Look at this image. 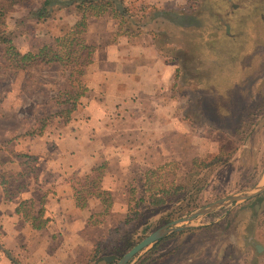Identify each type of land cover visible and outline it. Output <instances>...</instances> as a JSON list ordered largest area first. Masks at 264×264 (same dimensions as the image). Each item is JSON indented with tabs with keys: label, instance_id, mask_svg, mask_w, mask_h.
Instances as JSON below:
<instances>
[{
	"label": "rangeland",
	"instance_id": "obj_1",
	"mask_svg": "<svg viewBox=\"0 0 264 264\" xmlns=\"http://www.w3.org/2000/svg\"><path fill=\"white\" fill-rule=\"evenodd\" d=\"M39 1L32 0L31 5ZM125 1L134 10L138 7L137 2ZM212 6L210 1H186L184 10L170 16L176 25L166 18L172 12L152 17L151 22L145 19L160 55L177 64L172 86L163 90L167 97L160 99L167 113L149 112L152 120L160 117L167 127L156 130L151 124L145 130L109 131L127 165L123 173L119 160L111 165L104 161L100 172L109 169L113 175H122L117 181L123 185V204L88 219L82 241L69 249L67 264H115L162 225L264 184V0L240 20L224 21L230 24L233 37ZM28 8L16 7L6 18L21 52L71 33L74 13L58 11L37 21L27 16ZM104 24L111 28L109 22ZM124 30L131 35L137 27L125 24ZM67 78L68 70L58 64L39 63L26 69L9 66L0 43V140L5 134L9 138L0 144L2 150L10 149L7 144L14 140L38 138L50 124L72 118L74 111L69 117L62 112L69 108L67 95L74 90ZM86 95L90 93L77 101L75 111L84 107ZM114 113L118 112L108 115V122L129 124L127 113ZM14 154L28 156L14 161ZM3 160H10L2 172L9 193L24 184L28 171H38L34 155L11 153ZM43 191L34 192L36 208L43 205L39 202ZM156 199L163 204H153ZM126 203L131 206L129 212ZM187 225L150 244L128 264H264V192L218 207ZM95 251L98 256L93 259ZM108 256H112L109 261Z\"/></svg>",
	"mask_w": 264,
	"mask_h": 264
},
{
	"label": "crops",
	"instance_id": "obj_2",
	"mask_svg": "<svg viewBox=\"0 0 264 264\" xmlns=\"http://www.w3.org/2000/svg\"><path fill=\"white\" fill-rule=\"evenodd\" d=\"M131 1L137 2L138 6H148V9L154 7L163 13L172 12L166 15L171 19L170 16L176 17L178 12L185 9L186 1L190 0ZM76 18L70 22L71 26ZM107 22L111 24L110 31L104 24ZM225 29L230 37L231 34L233 36L230 26L228 30L225 26ZM118 31V23L107 14L89 17L85 37L95 50L84 74L87 92L90 93V96L86 95L88 101L84 107L74 110L69 121L47 126L38 138H19L7 144L10 149L0 148V264H14L12 258L20 264H67L71 253L69 249L72 244L75 246L82 241L81 232L90 221L88 219L104 210L102 198L93 194L96 187L86 195V205L77 206L72 188L74 180L92 176V170L104 161L111 165L114 160H119L122 171L127 165L119 157L117 142H114V136L110 137L109 131L122 127L139 131L151 124V129H166L167 123H163L160 117L152 120L150 114L167 113L165 101L160 99L167 97L163 90L168 91L172 86L177 64L160 55L152 30L144 29L133 35ZM105 34L107 36L100 39ZM151 104V111L146 110ZM113 112L127 113L129 124L108 122V115ZM83 114L86 117L83 118ZM4 138L0 144L9 140L7 134ZM11 153L36 156L34 165L38 171H28L23 176L24 184L6 199L2 172L10 160H3V156ZM14 156L16 158L11 160L18 161L20 154ZM105 170L98 187L109 193L111 205L108 209L113 211L123 204L120 197L123 185L117 181H121L122 175H113L109 169ZM39 188L44 190L42 218L45 222L40 228H33V218L26 220L15 209L21 201L28 200L31 205L29 213L33 217L41 207L36 208L34 198V192Z\"/></svg>",
	"mask_w": 264,
	"mask_h": 264
},
{
	"label": "trees",
	"instance_id": "obj_3",
	"mask_svg": "<svg viewBox=\"0 0 264 264\" xmlns=\"http://www.w3.org/2000/svg\"><path fill=\"white\" fill-rule=\"evenodd\" d=\"M31 1L32 0H0V43L4 44V60L9 66L19 69L30 68L39 63L46 65L58 64L62 68L67 69L68 85L74 89L71 94L67 95L66 102L70 104L69 108L62 111L67 117L75 110L77 101L87 92L84 74L87 66L92 62L95 50L93 45L86 42L85 33L88 18L107 14L117 21L120 31L124 29L125 24L135 25L137 31H130L129 33L133 35L142 32L144 29H148L145 19L148 18V22H151L150 19H152V17L157 19L163 17V14L166 15V13L154 7H151V9L149 8L150 11L146 13V8H148V6L143 4H140L134 10L125 0H40L38 5L35 6L31 5ZM22 5H29L26 14L37 21L45 20L58 11L74 13L77 18L70 27V34L66 36H57L49 44H44L33 50L21 52L13 42L12 32L6 25V18L8 12L14 10L16 7H22ZM135 17L142 19V23L140 20L136 21ZM171 20L173 21L172 18ZM125 28L128 27L126 26ZM126 30L122 31V33L128 34ZM48 119L49 116H47L45 120L43 119L44 122L40 125L39 129L45 125ZM20 156L27 157L28 155ZM102 167L103 166L100 165L94 168L92 170L93 176L86 175L74 180L72 188L74 190V198L77 206L84 207L86 205V195L92 193L93 188L96 187V191H94L93 194L102 198L104 210L106 211L110 207L111 198L109 193L100 190L98 187ZM10 194L11 193L5 189L6 199ZM40 202L43 203V197L40 199ZM153 204H163V200L156 199ZM30 207V201H21L15 210L28 220L31 219L29 213ZM130 207L128 204V212ZM42 213L43 209L40 207L35 214L36 216L33 215V221L31 223L33 228H40L44 224L45 221L42 218ZM162 239L163 238L159 239L154 244ZM3 251L6 255L10 256L9 252L4 249ZM93 256V259L98 256L96 251ZM12 260L14 264H20L13 258Z\"/></svg>",
	"mask_w": 264,
	"mask_h": 264
},
{
	"label": "water",
	"instance_id": "obj_4",
	"mask_svg": "<svg viewBox=\"0 0 264 264\" xmlns=\"http://www.w3.org/2000/svg\"><path fill=\"white\" fill-rule=\"evenodd\" d=\"M227 30L229 29V26L226 25ZM264 192V184L261 186H258L254 190H251L249 192H243L239 194H232L228 195L226 197L220 198L214 202L209 203L207 206L201 207L186 217H181L179 219L173 220L171 222H168L161 227L155 229L151 233L144 236L141 240H139L137 243H135L130 249H128L117 261L115 264H128L130 260L138 254L140 251H142L144 248L149 246L150 244L156 242L157 240L165 237L166 235L177 232L180 230H183L187 228L189 225L187 223L191 222L195 218L199 216H203L205 214H208L212 210L225 206L231 203H236L238 201H244L248 200L252 197L258 196L259 194ZM179 223H186L184 225H177ZM107 261L112 259V256L105 257Z\"/></svg>",
	"mask_w": 264,
	"mask_h": 264
},
{
	"label": "flooded vegetation",
	"instance_id": "obj_5",
	"mask_svg": "<svg viewBox=\"0 0 264 264\" xmlns=\"http://www.w3.org/2000/svg\"><path fill=\"white\" fill-rule=\"evenodd\" d=\"M258 1L261 0H214L211 2L213 4L212 9L216 11L217 19L220 23L224 24L225 27L226 25L230 26V24L224 21H229V19L232 20L233 18L237 21L240 16H244L251 12ZM231 37H233L232 34Z\"/></svg>",
	"mask_w": 264,
	"mask_h": 264
}]
</instances>
